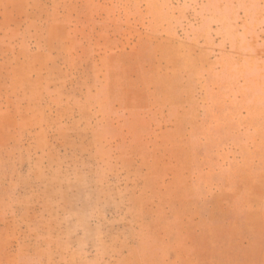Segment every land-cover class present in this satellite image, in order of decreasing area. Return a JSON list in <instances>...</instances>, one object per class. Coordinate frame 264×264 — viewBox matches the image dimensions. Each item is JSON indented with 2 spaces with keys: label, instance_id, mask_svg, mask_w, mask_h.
<instances>
[{
  "label": "rangeland",
  "instance_id": "374dc122",
  "mask_svg": "<svg viewBox=\"0 0 264 264\" xmlns=\"http://www.w3.org/2000/svg\"><path fill=\"white\" fill-rule=\"evenodd\" d=\"M0 264H264V0H0Z\"/></svg>",
  "mask_w": 264,
  "mask_h": 264
}]
</instances>
